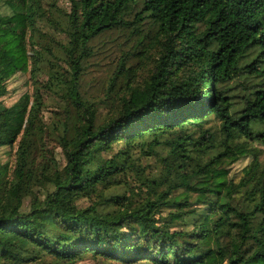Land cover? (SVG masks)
Wrapping results in <instances>:
<instances>
[{"label":"trees","instance_id":"16d2710c","mask_svg":"<svg viewBox=\"0 0 264 264\" xmlns=\"http://www.w3.org/2000/svg\"><path fill=\"white\" fill-rule=\"evenodd\" d=\"M0 1V98L28 60L32 77L47 61L49 88L63 90L76 113L61 138L65 164L58 169L46 162L36 176L33 147L44 133L39 87L10 106L0 100V147L19 138L13 176L0 179L1 263L36 264L48 255L74 264L87 255L122 264H264V171L257 158L237 184H226L224 170L209 168L217 157L244 151L234 145L236 138L264 145V127L254 128L264 124V83L249 92L240 114L226 96L240 59L251 50L264 59V0H68L67 23L59 28L68 38L60 46L63 57L47 46L33 48L41 0ZM139 1L157 27L159 55L142 83L126 78L117 114L96 124L95 108L79 92L88 43L102 31L128 26L126 9ZM58 59L68 66L67 77ZM213 118L217 130L207 126ZM212 149H219L214 156ZM137 153L159 156L161 172L146 174ZM128 175L135 176L128 195L101 194L100 188L128 184ZM252 179L251 208L233 205V194ZM35 187L44 189L42 197ZM191 192L205 205L202 219L192 230H174V220L196 211L186 210L193 205ZM26 196L31 200L23 209ZM94 196L99 198L87 206L77 204ZM162 208L174 212L156 217ZM221 237L230 240L225 244ZM209 241L214 248L204 246ZM245 244L254 249L247 252Z\"/></svg>","mask_w":264,"mask_h":264},{"label":"rangeland","instance_id":"374dc122","mask_svg":"<svg viewBox=\"0 0 264 264\" xmlns=\"http://www.w3.org/2000/svg\"><path fill=\"white\" fill-rule=\"evenodd\" d=\"M25 2V0H20ZM0 6L2 3L0 1ZM142 3L129 4L126 9L124 19L129 22L128 26H118L110 30L102 31L93 36L89 41V54L86 55L82 61V72L79 79V92L82 98L95 108V123L101 124L109 118L115 116L120 108L121 96L124 93V82L129 78L130 82L135 84L142 83L152 72L155 60L159 55V45L155 41V34L157 27L152 22L144 17L145 12L141 11ZM4 11V7H0ZM70 11V3L68 0H41V15L37 20V32L33 35V42L36 44L33 48H37L38 44L41 46L50 47L59 56L63 57L61 51V44L68 41L65 33L59 28L67 23V14ZM29 29L25 32V42L27 43V52L29 53L32 44H28ZM36 41V42H35ZM258 56L257 50H251L245 57L240 59L239 64L234 70L232 68V79L227 83V100L232 103V109L240 114L249 92L258 88L264 83V59ZM50 59V57L48 56ZM59 63L60 59L57 60ZM41 64L36 68L35 76L31 75V62L28 60L25 69L19 70L11 78L6 81L7 92L0 98L4 105L10 106L18 100L24 93L33 94L36 87L42 94V106L40 117L42 119L44 133L38 136L33 147V170L36 176H42L41 168L44 163H51L61 169L65 164L63 148L61 145V138L64 136L66 123L69 125L73 122V117L76 115L75 108L69 102L67 95L58 87L50 89L48 86L49 69L48 62ZM63 64V62H61ZM68 66L63 64L64 75L67 77ZM119 69V70H118ZM128 69V72L126 70ZM116 70L119 72L117 73ZM122 85V86H121ZM33 98V97H32ZM31 98V99H32ZM31 102V101H30ZM207 126H211L212 130L218 129L216 119H210ZM264 124L257 123L254 128H263ZM19 139V138H18ZM17 141L10 146L0 147V179H11L16 168L17 159ZM234 145L243 146L242 153H235V155L225 156L223 158L217 157L210 165V169L220 168L224 170L226 184L233 182L237 184L243 178H246L245 170L253 161L254 156L259 162L258 171H264V145L258 141L241 136L235 139ZM233 145V144H232ZM233 146V148H236ZM122 145L114 146L113 152L121 148ZM160 156L165 155V151L159 149ZM219 149H212L210 156H214ZM217 151V152H216ZM111 153H104L105 157H109ZM135 157L138 165L143 168L146 174L158 175L163 169V165L159 163V156L146 157L139 156L137 153ZM191 169V166H189ZM54 168L51 169L53 171ZM50 171V173H51ZM126 178L128 184L123 183L119 186L110 189L100 188L101 194L106 197L114 194H129L130 187L134 184L135 176L128 175ZM257 176H255L256 178ZM254 179H252L245 187H242L238 192L233 194L231 203L239 208L248 210L252 206L250 191ZM217 186H209L205 188L209 191H214ZM43 188L35 187L34 192L41 196ZM180 191V190H179ZM176 191L174 194H176ZM196 193L191 192L189 195V202L193 205L186 210L195 209V213H188L183 221L174 220L172 226L174 230L193 228L194 220L200 221L202 219L203 209L205 205L197 204ZM42 197V196H41ZM213 195H209L212 198ZM93 197L81 198L77 204L79 206H87L91 201L98 199ZM138 197L136 196L135 199ZM31 200L30 196H26L23 202V209H26ZM254 200V199H253ZM255 202V201H254ZM100 208L108 210V206L101 205ZM109 208H113L110 206ZM117 208V207H116ZM162 212L156 214V217H167L168 212H174V209L162 208ZM195 218V219H193ZM256 220V219H255ZM254 220V221H255ZM235 237V236H234ZM229 237H221V241L225 244L229 242ZM214 248V241H209L204 245ZM247 252L254 249L252 244H245ZM4 260L0 258V264ZM26 264H33L32 262ZM36 264H60L56 263L51 256L43 255ZM74 264H122L111 260L92 258L84 256L83 259Z\"/></svg>","mask_w":264,"mask_h":264}]
</instances>
